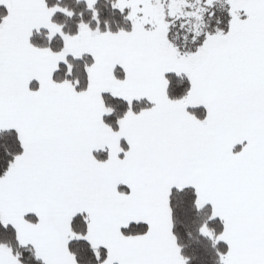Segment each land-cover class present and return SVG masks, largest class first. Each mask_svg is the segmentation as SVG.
<instances>
[{"label":"snow or ice","instance_id":"snow-or-ice-1","mask_svg":"<svg viewBox=\"0 0 264 264\" xmlns=\"http://www.w3.org/2000/svg\"><path fill=\"white\" fill-rule=\"evenodd\" d=\"M76 4L0 0V264H264V0Z\"/></svg>","mask_w":264,"mask_h":264},{"label":"trees","instance_id":"trees-1","mask_svg":"<svg viewBox=\"0 0 264 264\" xmlns=\"http://www.w3.org/2000/svg\"><path fill=\"white\" fill-rule=\"evenodd\" d=\"M66 2L74 7H80L76 4V0H66ZM0 12H4L6 14V10L0 8ZM61 22L66 24V27L71 28L74 24H75V19H67L65 18L64 20H62ZM46 30H42L40 33L36 34V37L38 40H40L41 42H46L47 37L46 35H44V32ZM59 43V42H57ZM176 80L178 83H182L183 81L179 78L176 77L173 78V92L178 93L180 91V89L175 87L176 84ZM112 102V101H110ZM119 109L120 106H118V113L119 114ZM112 120L115 119V117L111 118ZM101 158H103V156L101 154H99ZM190 229L192 231V236L186 240H184L183 242L187 245L186 251L194 258V259H199L202 261V264H215V253L214 251L211 249L210 244L208 241L201 239L196 230H195V224L190 225Z\"/></svg>","mask_w":264,"mask_h":264},{"label":"crops","instance_id":"crops-1","mask_svg":"<svg viewBox=\"0 0 264 264\" xmlns=\"http://www.w3.org/2000/svg\"><path fill=\"white\" fill-rule=\"evenodd\" d=\"M239 147V146H238ZM99 155V154H98ZM102 156H103V158H105L106 157V154H101Z\"/></svg>","mask_w":264,"mask_h":264}]
</instances>
